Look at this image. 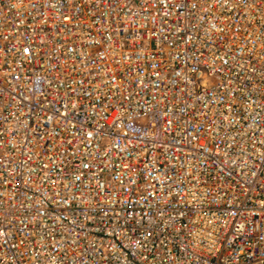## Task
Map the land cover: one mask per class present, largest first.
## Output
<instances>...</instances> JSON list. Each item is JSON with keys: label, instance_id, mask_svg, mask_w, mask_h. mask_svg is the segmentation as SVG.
<instances>
[{"label": "built area", "instance_id": "1", "mask_svg": "<svg viewBox=\"0 0 264 264\" xmlns=\"http://www.w3.org/2000/svg\"><path fill=\"white\" fill-rule=\"evenodd\" d=\"M0 264H264V0H0Z\"/></svg>", "mask_w": 264, "mask_h": 264}]
</instances>
